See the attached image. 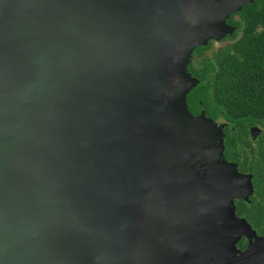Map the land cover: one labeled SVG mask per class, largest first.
Instances as JSON below:
<instances>
[{
  "label": "water",
  "instance_id": "water-1",
  "mask_svg": "<svg viewBox=\"0 0 264 264\" xmlns=\"http://www.w3.org/2000/svg\"><path fill=\"white\" fill-rule=\"evenodd\" d=\"M252 1L0 0V264H264L251 175L185 101L189 48Z\"/></svg>",
  "mask_w": 264,
  "mask_h": 264
},
{
  "label": "trees",
  "instance_id": "trees-1",
  "mask_svg": "<svg viewBox=\"0 0 264 264\" xmlns=\"http://www.w3.org/2000/svg\"><path fill=\"white\" fill-rule=\"evenodd\" d=\"M225 23L233 27L225 37L233 41L231 50L214 61L203 60L200 67L186 66L198 80L186 94V107L192 115L203 110L205 117L224 123V159L251 175L252 192L247 200L233 201L234 213L264 235V0L245 2ZM208 47L196 46L194 51L201 54ZM252 126L261 129L254 140Z\"/></svg>",
  "mask_w": 264,
  "mask_h": 264
},
{
  "label": "rangeland",
  "instance_id": "rangeland-1",
  "mask_svg": "<svg viewBox=\"0 0 264 264\" xmlns=\"http://www.w3.org/2000/svg\"><path fill=\"white\" fill-rule=\"evenodd\" d=\"M166 4H169V3L166 2ZM143 13H145V12H143ZM147 14L149 15V13H147ZM159 14H161V12ZM222 26H224V24H222ZM224 30L225 31H223L219 35L209 36V37L205 38L203 41L197 42L193 46H191L189 48V51H188L187 64L191 63L193 67L197 68V67H200L202 65L203 60L214 61L216 55L222 54L224 52V50H228V49L231 50V44L233 41L231 39L225 38V37L228 35H231L232 30L228 29L227 27H224ZM206 45H209L208 49L203 51L201 54H197L194 51V48L196 46H206ZM213 122L215 123L216 126L223 123L222 120H220V119L213 120ZM174 186L181 187L179 182L175 183ZM214 209H216V208L214 207ZM213 213H214L213 214L214 218H211L210 220H208V223H207V224H210L211 226H213L212 227L213 231L215 230L214 235H212V238H213L212 240L215 241V239H216V240L221 241V242L226 241L225 246L229 247V244H231V237L232 236L236 237L237 234L240 233L241 228L239 227L238 224H235V227H228V226H225V224L220 225V222L218 220H220V218L223 220V215L217 213L216 211H214ZM192 219H193L195 224H198L199 226L201 225L202 219H200L198 217H194ZM200 231H201V229H200ZM244 238L247 239L246 237H244ZM197 241L200 242L201 240L197 238ZM218 241H215V243H218ZM227 241L229 243H227ZM253 241L256 242V239L252 238L251 242L253 243ZM190 245H191V247H194V242H192ZM192 250L193 249H190V251H192ZM189 253H191V252H189ZM234 254H235V256L239 255L238 252H235ZM253 263H256V262H253ZM197 264H199V263H197Z\"/></svg>",
  "mask_w": 264,
  "mask_h": 264
},
{
  "label": "flooded vegetation",
  "instance_id": "flooded-vegetation-1",
  "mask_svg": "<svg viewBox=\"0 0 264 264\" xmlns=\"http://www.w3.org/2000/svg\"><path fill=\"white\" fill-rule=\"evenodd\" d=\"M256 127V126H255ZM258 129V132L254 133L253 137L251 136L250 134V137L252 140H254L260 133H261V129L259 127H256ZM235 200V199H234ZM233 200V201H234ZM258 235V234H257ZM259 236H262L264 237V235H259ZM249 241L247 239H245L243 236L239 238V240L235 243V248L238 249L239 251H242L244 250L247 245L249 244L248 243ZM239 244V247L237 246ZM243 245V246H242ZM242 246V247H241Z\"/></svg>",
  "mask_w": 264,
  "mask_h": 264
}]
</instances>
